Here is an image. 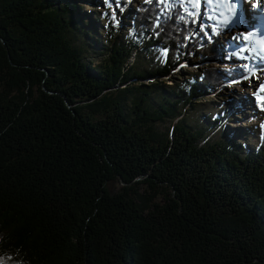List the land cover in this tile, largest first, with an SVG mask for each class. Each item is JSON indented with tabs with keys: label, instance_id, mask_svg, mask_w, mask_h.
Returning <instances> with one entry per match:
<instances>
[{
	"label": "trees",
	"instance_id": "obj_1",
	"mask_svg": "<svg viewBox=\"0 0 264 264\" xmlns=\"http://www.w3.org/2000/svg\"><path fill=\"white\" fill-rule=\"evenodd\" d=\"M186 5L0 0V264H264V90L192 121L246 67Z\"/></svg>",
	"mask_w": 264,
	"mask_h": 264
},
{
	"label": "rangeland",
	"instance_id": "obj_2",
	"mask_svg": "<svg viewBox=\"0 0 264 264\" xmlns=\"http://www.w3.org/2000/svg\"><path fill=\"white\" fill-rule=\"evenodd\" d=\"M190 1L191 2L188 4L189 8H194L193 11L197 12L196 14L198 17L200 15L201 20L211 23V28H213L212 41L215 44H220L222 46L225 45L226 48L231 51L229 54L230 59L228 61H212V63L214 62L216 66L219 65L226 69L240 67L238 64L246 67V73L236 77L234 80L225 81V86H220L213 94L202 98L199 103H196L195 108L197 109V112H190V117L194 122L195 120L198 121L203 114H216L227 107L229 102L233 100L236 105L234 106V110L231 111L227 117V125L230 128V131L234 132L233 139L235 142L246 140L251 147H256L260 141L262 133L261 124L263 112L257 108L254 95L258 94L260 89H264V69L260 68L263 65H258V62L264 63V61L259 58V54L257 53V55L253 54L251 56L245 53V49L248 48L246 46L247 44H244L245 46L241 49L242 51L237 50L236 46H241V44L246 42V38L243 35L245 29L240 31L239 28L236 27V23H228L227 16L225 17L224 14H220L218 9L212 11L207 6L208 3H205L206 0H197V4H195L196 0ZM132 5L135 7L136 4L133 3ZM250 6L251 4L248 3V7ZM84 9L91 11L93 7L86 5ZM234 24V29L232 28L233 30H231L230 27ZM240 37L244 40H241ZM249 45L253 44L249 43L248 46ZM248 51L252 52V47H250ZM197 62V58L191 59V62H189V59L183 62L178 67L180 69L173 74V77H175L173 79L179 78L182 80L184 78H193L200 72L199 67L203 65H198ZM94 63H98V60L95 59ZM203 66H208V63H205ZM249 71L250 73H248ZM173 79L168 80L167 82L172 83ZM243 98L249 100V105L245 107V109H243L242 104ZM246 104H248V101H246ZM236 129H238V131Z\"/></svg>",
	"mask_w": 264,
	"mask_h": 264
},
{
	"label": "bare ground",
	"instance_id": "obj_3",
	"mask_svg": "<svg viewBox=\"0 0 264 264\" xmlns=\"http://www.w3.org/2000/svg\"><path fill=\"white\" fill-rule=\"evenodd\" d=\"M202 1V0H201ZM212 2V1H211ZM248 3H250V1H247V0H239V5H238V8H236V10H235V12L234 13H232L231 15H229V16H227V20H228V23H230V24H233V23H236V27H238L239 28V30L241 31L242 29H245L246 28V25H244V24H241V21H239V19H240V17H241V15L242 14H244L250 7H248ZM251 4V3H250ZM253 4V3H252ZM251 4V7L253 6ZM218 11L220 12V14H224V13H222L221 11H220V9H218ZM245 16H246V14H245ZM247 17V16H246ZM235 26V24L234 25H232V27H230L231 28V30H233L234 27ZM229 28V29H230ZM233 28V29H232ZM241 38V40H244V39H242V37H240ZM245 43H243V44H241V46H236L237 47V50H240V51H242L241 49L242 48H244V46L246 45V44H249V43H252V40L251 39H248V38H246L245 39ZM245 44V45H244ZM238 45V44H237ZM251 46H253V45H249V46H247L248 48L247 49H245V53H249V51H248V49L251 47ZM254 47V46H253ZM235 48V47H234ZM235 50H236V48H235ZM236 50V51H237ZM247 50V51H246ZM257 53V51L255 50L254 51V53L253 54H256ZM252 54V55H253ZM257 55V54H256ZM257 63V62H256ZM258 64H264L263 62H258ZM250 99V98H249ZM246 101H248V104H246ZM242 104H243V109H245V107H247L248 105H249V100H246L245 98H243L242 99ZM246 104V105H245Z\"/></svg>",
	"mask_w": 264,
	"mask_h": 264
}]
</instances>
